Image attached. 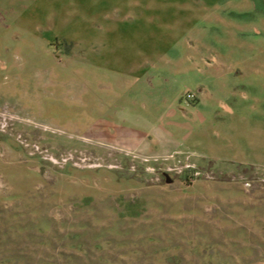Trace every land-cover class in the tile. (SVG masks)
Listing matches in <instances>:
<instances>
[{
  "label": "rangeland",
  "instance_id": "1",
  "mask_svg": "<svg viewBox=\"0 0 264 264\" xmlns=\"http://www.w3.org/2000/svg\"><path fill=\"white\" fill-rule=\"evenodd\" d=\"M168 2L204 22L264 17V0H0V264H264V132L224 113L245 78L215 69L214 46L230 41L216 29L182 38L212 43L199 63L217 84L194 87L179 57L143 61L162 40L147 8ZM106 13L133 62L111 104L99 85L116 70L82 73L83 34L98 37ZM198 86L217 89L212 119L199 117Z\"/></svg>",
  "mask_w": 264,
  "mask_h": 264
},
{
  "label": "crops",
  "instance_id": "2",
  "mask_svg": "<svg viewBox=\"0 0 264 264\" xmlns=\"http://www.w3.org/2000/svg\"><path fill=\"white\" fill-rule=\"evenodd\" d=\"M101 3L102 1H95L94 4L99 5ZM174 6L175 4L170 6L168 2L166 5H157L156 7L151 5L147 8V13H161L162 40L160 45L157 46L159 48L158 50L157 47L154 49L147 48L145 54H142V60H149L151 62L158 60L161 62H167L168 64L170 59H174V56L179 57V71L185 74L187 72L190 74L194 71V78H197V80L199 79L198 82H195L194 87H197L196 83L201 85L202 80L205 79L209 83L217 84V80H211L213 76H210V72L213 68L211 69L210 67H207V64L203 65V63H199L200 60H202V50L209 47L212 48V43L209 41H202L201 39L203 37H198L191 45V43L184 41V38H182V31L189 30V32L197 36L201 34L210 36L212 34L211 30L216 29V33L218 32L223 36L229 37L230 41H225L214 46L216 50L220 51L217 59L218 62L214 64L215 69H218L219 73L222 70H226L228 76H232L236 71H239V74L245 78L242 80V83H245L246 85L244 86L245 90L242 92L244 95L239 92H232L233 95L228 96L233 107L231 108L228 106L227 111L223 112L229 117L242 118V121H239V119L235 121V123L240 125L243 132L247 133L248 136L249 134L255 136L257 134L260 135L264 132V17L259 18L254 23L251 19H241L239 21H241L242 24L233 25V23L229 22L230 20H227L226 16H221V14H219L221 12H219L214 16L212 15V17L209 16L208 20H205V23L202 20L203 17L201 16V12L193 11V14L189 13L186 17V14L183 15L181 13L180 6ZM236 8L238 9V7ZM243 9V13L251 14L252 12L251 8L248 6L243 7ZM110 13L100 16V20H107V23H105L104 26H102L103 28L100 29L98 37H92L91 34L87 32L83 34L84 40L82 44L85 46V50L83 53L84 68L82 69V73L87 72V69L89 68H87V64H94L101 68L108 65L116 70V72L103 71L101 73V82L99 85V89L104 92L103 96H107L106 102H110L111 104L110 100L113 97L116 98L118 94L115 92V89L122 91L131 87L132 82L124 80L121 77L122 75L120 74V71L123 69V64L130 67L133 62L131 60H128L130 62L129 64L123 62V44L128 45V41L130 40H123L121 37V29L125 27H122L124 23H118L113 20V18L109 16ZM173 13H177V16L175 17ZM106 15L109 19H107ZM216 21L217 26L213 28ZM202 23H204L203 26ZM229 23L232 25L228 26L227 24ZM136 24L137 23L134 24V29L138 27ZM150 25L152 26L153 23L151 22ZM245 35L250 38L246 37V39H237L236 37ZM93 41L98 42L99 48L97 53L91 51L90 43ZM161 46L163 47L160 48ZM175 52H178V55L175 54ZM191 58L194 60L193 63L191 62ZM222 66L227 68H217ZM108 91H112L113 94H115L112 95ZM215 91H217L216 88L215 90L213 88L211 90L205 89V92L200 91L199 88L200 94L198 95V103L207 108L199 112V117H209L210 119L214 117V109L219 106L218 100L212 95ZM177 98V96L174 98V105L177 102ZM115 101H117V99H115ZM250 127H252V129H250Z\"/></svg>",
  "mask_w": 264,
  "mask_h": 264
},
{
  "label": "built area",
  "instance_id": "3",
  "mask_svg": "<svg viewBox=\"0 0 264 264\" xmlns=\"http://www.w3.org/2000/svg\"><path fill=\"white\" fill-rule=\"evenodd\" d=\"M194 94L192 93V92H185V94H184V96H183V98H184V100L186 101V102H191V101H193L194 100ZM182 98V99H183Z\"/></svg>",
  "mask_w": 264,
  "mask_h": 264
},
{
  "label": "trees",
  "instance_id": "4",
  "mask_svg": "<svg viewBox=\"0 0 264 264\" xmlns=\"http://www.w3.org/2000/svg\"><path fill=\"white\" fill-rule=\"evenodd\" d=\"M63 47H64V49H66L68 51L71 47V44L64 43Z\"/></svg>",
  "mask_w": 264,
  "mask_h": 264
}]
</instances>
